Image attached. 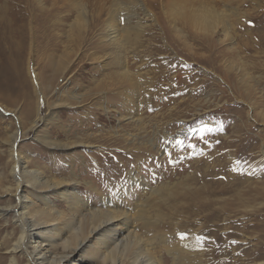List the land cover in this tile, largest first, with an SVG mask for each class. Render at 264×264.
I'll use <instances>...</instances> for the list:
<instances>
[{"label": "rangeland", "instance_id": "1", "mask_svg": "<svg viewBox=\"0 0 264 264\" xmlns=\"http://www.w3.org/2000/svg\"><path fill=\"white\" fill-rule=\"evenodd\" d=\"M108 1L0 0V244L18 227L15 138L29 170L121 202L159 263L264 264V0ZM36 194L19 196L43 209Z\"/></svg>", "mask_w": 264, "mask_h": 264}, {"label": "bare ground", "instance_id": "2", "mask_svg": "<svg viewBox=\"0 0 264 264\" xmlns=\"http://www.w3.org/2000/svg\"><path fill=\"white\" fill-rule=\"evenodd\" d=\"M127 1L112 0L111 3L108 2L112 4L110 9L113 7L119 10L120 8V10H123L122 13H126V11L133 13L137 7L129 8L128 5H125L128 3ZM141 1L131 0L129 3H136L137 6L138 4L141 5ZM146 9L142 6L139 11L145 10L144 13L146 12L149 15ZM221 16L222 14L217 15L214 8L208 5H199L193 18L195 17V22L201 24L203 29L207 30L211 26L210 28L214 30L217 19ZM210 28L208 30H211ZM123 68L126 69V67ZM122 75H128L126 70L123 71ZM15 142V138H12L9 147V158L13 162L11 172L15 178V183L4 190L5 193L10 195L13 193L16 196V205H6L5 207L10 209V211L15 207L13 213H15L16 220L14 221L18 223V227L15 236H6V239L0 244V252L10 255L8 264H65L71 258L72 260L79 258L82 262H86V258H83L86 254L89 257L91 256L89 260L90 262L92 261L91 264H161L153 258V254L147 249L149 245L144 244L145 248L143 250L140 249L142 241L136 235L134 236L128 232L130 227L128 220L123 221L121 219L123 222L118 221L119 218L126 215L121 202H112V199L105 197L100 200L86 202L79 195V190L75 184L66 187V180H58L47 175L43 177L36 170H29L25 159L20 160L18 155L13 153ZM42 143L47 146H60L57 144L58 142L49 141L48 139L42 140ZM23 188H29L30 191L37 193L36 198L43 204V209L35 210L33 208L35 206L27 201L26 196H19ZM40 191H45L46 194H42ZM55 194L67 199V212L50 206L51 199L48 196ZM6 213L8 214V210L6 212L1 209L0 217H4ZM49 223H53L51 230L47 228ZM121 225L124 226V229H121ZM30 241L34 243V249L28 251L26 246ZM56 242L61 244V251L57 253H55ZM43 245H46V247H43ZM17 254L23 257L21 258ZM173 255L175 256L177 253Z\"/></svg>", "mask_w": 264, "mask_h": 264}]
</instances>
